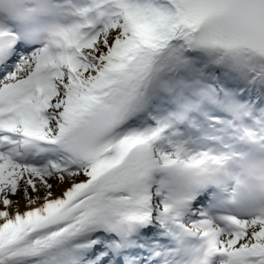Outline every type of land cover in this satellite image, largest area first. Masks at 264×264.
Returning a JSON list of instances; mask_svg holds the SVG:
<instances>
[{
	"label": "snow or ice",
	"instance_id": "snow-or-ice-1",
	"mask_svg": "<svg viewBox=\"0 0 264 264\" xmlns=\"http://www.w3.org/2000/svg\"><path fill=\"white\" fill-rule=\"evenodd\" d=\"M225 135L264 144V0H0V264H182L181 233L264 264V211L185 223L150 182Z\"/></svg>",
	"mask_w": 264,
	"mask_h": 264
},
{
	"label": "clouds",
	"instance_id": "clouds-1",
	"mask_svg": "<svg viewBox=\"0 0 264 264\" xmlns=\"http://www.w3.org/2000/svg\"><path fill=\"white\" fill-rule=\"evenodd\" d=\"M248 145L247 150L216 148L195 166H169L173 177L170 200L190 198L191 191L197 187L230 185L227 199L241 213L264 211V144ZM189 148L188 145L180 149L185 158L190 155ZM178 243L182 264H224L208 238L197 239L189 233H181Z\"/></svg>",
	"mask_w": 264,
	"mask_h": 264
},
{
	"label": "bare ground",
	"instance_id": "bare-ground-1",
	"mask_svg": "<svg viewBox=\"0 0 264 264\" xmlns=\"http://www.w3.org/2000/svg\"><path fill=\"white\" fill-rule=\"evenodd\" d=\"M195 131H197V129H191L188 132H186L185 133V138H187V136L188 137H192V138H194V141L198 142L199 138L202 137V136L216 134L214 132L213 128L210 127L209 125L205 126L202 129V134L193 135V133ZM196 145L198 146V143ZM223 145H232L234 147V149H236V150L240 149L239 141L236 139V137L235 136L229 137V136H226V135L223 137V144H221L220 142H217V141H209L208 144L206 145V147H213L214 149H216V148H219L220 146H223ZM157 147H159L162 151H170L171 150L167 146V144H164V143H161ZM189 147L192 148L191 146H189ZM200 147H205V145H200ZM195 150H197V149H195ZM160 163L163 164V161H160ZM150 182H151L152 187L154 189H160L161 190L160 193H159L160 196H161V199H164L170 193V190H169V187H168L167 183H165L161 178L152 177ZM21 207H23V203L21 204ZM199 208L202 209L201 207H199ZM189 210H190V204L188 203L187 207L185 209L184 217H183L185 223H190L189 219H188V216H187V213H186ZM236 215H238L239 217H242V216H245V213L239 212V213H236ZM205 218H208V217H207L205 211L203 210V211H201V214L195 220H201V219H205ZM213 223L215 225H217V226H220V227H226V223H222V222H218V221H213ZM219 258L221 260H223V261L226 259L225 256L220 255V254H219Z\"/></svg>",
	"mask_w": 264,
	"mask_h": 264
},
{
	"label": "rangeland",
	"instance_id": "rangeland-1",
	"mask_svg": "<svg viewBox=\"0 0 264 264\" xmlns=\"http://www.w3.org/2000/svg\"><path fill=\"white\" fill-rule=\"evenodd\" d=\"M196 211H197V210H196ZM195 216H197V214H194V215L192 216V218H190L191 221L195 218Z\"/></svg>",
	"mask_w": 264,
	"mask_h": 264
}]
</instances>
